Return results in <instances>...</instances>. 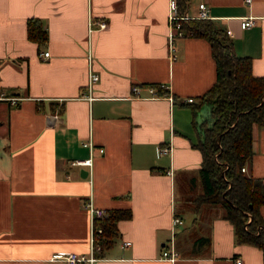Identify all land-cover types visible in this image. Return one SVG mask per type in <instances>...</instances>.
Returning a JSON list of instances; mask_svg holds the SVG:
<instances>
[{"label": "crops", "instance_id": "0c3cea01", "mask_svg": "<svg viewBox=\"0 0 264 264\" xmlns=\"http://www.w3.org/2000/svg\"><path fill=\"white\" fill-rule=\"evenodd\" d=\"M200 2L263 76L264 0H189L184 13L198 18ZM246 16L254 22L242 28ZM29 17L46 26L40 48L27 38ZM88 18L105 26L88 32ZM167 18L168 0H0V264H66L50 259L57 251L88 256L89 200L131 210L92 264H263L259 247L236 241L220 205H195L204 183L194 143L210 116L199 95L215 80V60L208 39L193 35L174 39L171 60ZM89 53L99 75L91 99ZM159 83L172 100L165 90L131 91ZM251 148L244 173L264 180L263 126L253 125ZM90 155V167L71 164ZM174 213L181 224L172 225ZM171 248L176 258H162Z\"/></svg>", "mask_w": 264, "mask_h": 264}, {"label": "trees", "instance_id": "16d2710c", "mask_svg": "<svg viewBox=\"0 0 264 264\" xmlns=\"http://www.w3.org/2000/svg\"><path fill=\"white\" fill-rule=\"evenodd\" d=\"M189 0H177L178 12L184 13ZM193 36L206 37L215 60V80L199 101L210 105V116L201 123L194 146L202 155L199 173L203 193L194 199L195 205L218 204L223 217L231 221L236 241L249 243L262 250L264 264V180L241 170L252 154V127H264V75L251 72V60L236 55L227 30L211 19L187 18L181 21ZM27 38L38 47L47 41V30L37 17L26 20ZM95 225L102 228L97 243L106 248L116 232V223L131 215L130 209H108ZM99 254V253H98Z\"/></svg>", "mask_w": 264, "mask_h": 264}, {"label": "built area", "instance_id": "2783aa9c", "mask_svg": "<svg viewBox=\"0 0 264 264\" xmlns=\"http://www.w3.org/2000/svg\"><path fill=\"white\" fill-rule=\"evenodd\" d=\"M245 2H250L251 0H244ZM196 17L198 18H206L208 17V12L205 3L200 2L198 4V13L196 14ZM189 16L187 13H179L178 12V4L177 0H168V49H169V58L172 60L175 58V46H174V39L186 35H192L191 31H186L182 27L181 21L183 19H187ZM254 18L252 16H246L241 20V27L246 28L253 24ZM94 25H98L99 28L105 26V22L103 20H91L88 18V32L93 30ZM42 59H47L49 52L43 51L40 52ZM87 94L85 97L88 99H91L92 96H90V90L92 89V85L98 80L99 75L92 69L91 66V55L88 54V70H87ZM161 90H165L167 92L168 85L165 83H159L157 85H146V86H133L131 88V91L133 95L136 96H143V97H158L163 94L160 93ZM142 91H146V94H143ZM164 96H167L170 100H172V96L167 92L164 94ZM12 102H15L17 100V97H11L10 98ZM187 101H192V98H187ZM83 145L88 146L90 152L92 151V142H84ZM99 151H102V148H99ZM170 146H164L159 148V152L163 153H169ZM92 163V157L91 155L84 159H74L71 161V164H77L81 166H91ZM242 171H245V166L241 168ZM170 173V171H168ZM88 214H89V220H90V251L88 256H84V254H77L75 252H68V251H57L51 254L50 259L61 261L66 264H82L83 262L88 261L89 264H92L96 260V253L100 252L102 250V247L100 244L97 243V239L99 237V234L102 232V228L100 226L95 225V219L96 218H103L105 217L108 212L107 210L103 208H99L93 205V203L89 200L86 204ZM172 225H177L182 223V219L177 216L176 213L173 214L171 219ZM130 241H124L123 244L127 245ZM178 255L177 251L174 248H171L170 250H163L161 253V257L165 258L167 260L173 261L176 256ZM237 264H241L240 259H236Z\"/></svg>", "mask_w": 264, "mask_h": 264}, {"label": "rangeland", "instance_id": "374dc122", "mask_svg": "<svg viewBox=\"0 0 264 264\" xmlns=\"http://www.w3.org/2000/svg\"><path fill=\"white\" fill-rule=\"evenodd\" d=\"M205 102V101H204ZM196 195H197V193L196 194H194V195H192V196H195L196 197Z\"/></svg>", "mask_w": 264, "mask_h": 264}]
</instances>
